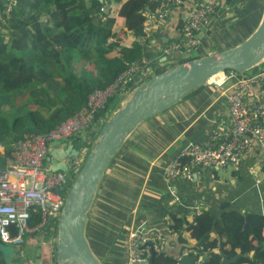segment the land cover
Listing matches in <instances>:
<instances>
[{
  "label": "trees",
  "instance_id": "1",
  "mask_svg": "<svg viewBox=\"0 0 264 264\" xmlns=\"http://www.w3.org/2000/svg\"><path fill=\"white\" fill-rule=\"evenodd\" d=\"M231 1L226 0V5ZM121 3L111 10L100 0H16L6 15L8 3L0 0V165L14 159L16 141L55 129L79 112L91 93L113 83L132 63L151 66L148 44L142 45L138 39L145 35L147 14H154L159 3ZM159 59L153 58V62ZM141 70L123 86L120 95L94 115L98 132L77 138L75 148L86 151L88 144L83 138L100 133L109 114L136 84ZM257 70L254 68L249 76ZM137 130L112 162L90 214L88 239L104 264L124 261L120 255L126 227L132 222L130 214L136 204L138 184L134 174L122 175L116 167ZM166 215L163 220L169 222L170 231L178 235L181 244L203 247V253L210 258L207 264H222L225 258L235 259L239 254L231 264H264L261 213L228 209L218 217L208 211L191 217ZM40 221L36 215L30 225L36 227ZM45 230L56 231L57 223ZM174 261L169 254H156L154 264Z\"/></svg>",
  "mask_w": 264,
  "mask_h": 264
},
{
  "label": "crops",
  "instance_id": "2",
  "mask_svg": "<svg viewBox=\"0 0 264 264\" xmlns=\"http://www.w3.org/2000/svg\"><path fill=\"white\" fill-rule=\"evenodd\" d=\"M100 1L106 2L108 8L112 10L116 4L119 8L121 2L127 0ZM219 2L220 7L218 6L216 15L197 51L188 57L189 60L229 49H219L215 45L226 42V38L231 40L242 31L246 32L242 35L246 40L260 23L264 0H232L227 5L226 0ZM193 6L194 0H185L183 6L170 10L168 23L159 24V32L169 24L173 26L168 43L179 36V24L184 14ZM121 23L122 20L119 18L118 24ZM152 31L153 27L151 35ZM147 44L151 57L149 63L154 71L152 73L143 68L141 73H138L136 84L126 94L152 74L171 68L185 59L165 60L153 39ZM153 58H160L159 62H153ZM143 70L146 71L142 72ZM252 91L253 95L246 99L248 104L256 99L264 100V92L260 91L257 82L252 84ZM233 92V81H227L221 87L205 85L170 110L142 124L131 138L123 154L126 157H122L116 168L122 175L134 174L135 183L138 184L136 204L130 214L132 219L136 220L135 226L164 228L163 219L167 217L166 214L171 213L191 217L195 213L208 211L218 217L228 209H234L244 214L259 212L264 215V155L260 152L258 144L253 145L245 154L237 169L193 167L189 179L175 182L179 197L176 203L173 202V194L169 191L168 182L164 178L165 166L174 160L181 150L192 144L212 146L216 127L221 126L222 129L229 127L230 111L227 101ZM98 130L99 127L94 124L90 132ZM76 139L54 144L50 152L58 145L63 148L75 146ZM126 230L129 231V227H126ZM127 231L120 255L124 259L123 264L127 258ZM197 232L202 234L200 229H197ZM176 239H179L177 234L166 237V247L171 252L177 249ZM55 245L56 231L45 229L29 235L26 242L20 246L0 242V264H49L52 255L55 257Z\"/></svg>",
  "mask_w": 264,
  "mask_h": 264
},
{
  "label": "built area",
  "instance_id": "3",
  "mask_svg": "<svg viewBox=\"0 0 264 264\" xmlns=\"http://www.w3.org/2000/svg\"><path fill=\"white\" fill-rule=\"evenodd\" d=\"M6 1L8 5L5 4L7 7L5 14L8 15L12 4L16 5V0ZM148 1L159 3V7L154 14H147L145 35L138 39L141 44L151 41L154 20L163 25L168 19L170 10L183 6L185 2V0ZM219 4V0H194V6L184 14L179 36L161 49L162 55L182 59L195 54L216 15ZM142 68H144L142 64L132 63L113 83L91 93L86 105L55 129L43 134L30 135L13 144L14 159L5 166L0 165L1 243L20 246L26 242L29 235L46 229V226L52 223L58 225L67 193L84 164L85 151L80 150L79 156L67 161L66 172H51L48 158L52 146L82 138L85 133L90 132L95 124L94 115L104 110L112 98L120 95L123 86ZM227 81H233L234 89L227 101L230 111L229 127L222 129L221 126H217L212 146L192 144L181 150L163 170L174 203L179 200L175 182L189 179L193 167L237 169L245 154L255 144L259 145L260 152L264 155L262 126L264 100L256 99L250 104L246 101L253 95L254 82H257L260 91L264 92V65L251 76L227 71L222 74L218 82L211 79L209 84L221 87ZM2 151L3 147L0 145V154ZM36 215L40 216L41 221L38 226L32 227L30 223ZM135 221L132 219L127 234L126 264H151L153 250L158 256H168L166 237L170 234L176 235L170 231L169 222H165L164 228H147L135 226ZM149 240L152 242V247L146 246ZM183 256L195 257L196 264H201L204 256L207 255L203 253L202 246H184L180 257L174 259V264H179L178 259ZM54 258L52 255L49 264H58Z\"/></svg>",
  "mask_w": 264,
  "mask_h": 264
},
{
  "label": "water",
  "instance_id": "4",
  "mask_svg": "<svg viewBox=\"0 0 264 264\" xmlns=\"http://www.w3.org/2000/svg\"><path fill=\"white\" fill-rule=\"evenodd\" d=\"M173 26L168 25L159 32V23L153 21L154 43L162 49L172 35ZM173 60L172 57H164ZM264 65V11L254 32L240 45L209 56L186 60L156 73L134 89L129 100L120 106L103 125L98 141L85 158L84 164L67 193L64 209L56 230V259L58 264H104L93 250L87 231L90 214L97 200L100 188L108 170L130 136L145 122L170 110L189 97L197 89L208 85L211 79L227 71L240 75L250 74L254 68ZM80 150L70 145L56 146L49 154L51 172H66L67 161L79 156ZM61 192V191H59ZM175 252L167 249L173 259L180 257L185 246L176 239ZM152 247L149 240L146 246ZM156 253L152 251L151 264ZM235 259L225 258L222 264ZM179 264H196V258L183 256ZM204 256L201 264H207Z\"/></svg>",
  "mask_w": 264,
  "mask_h": 264
},
{
  "label": "rangeland",
  "instance_id": "5",
  "mask_svg": "<svg viewBox=\"0 0 264 264\" xmlns=\"http://www.w3.org/2000/svg\"><path fill=\"white\" fill-rule=\"evenodd\" d=\"M254 32V31H253ZM252 32V33H253ZM244 33H246L245 31H242V32H240L238 35H235V36H233L232 38H231V40L229 39V38H226L227 39V41L226 42H223V43H219V44H216L215 46H217V48H219V49H227V48H229V49H231V48H234V47H236V46H238V45H240L241 43H243L245 40H244V37L242 36ZM251 33V34H252ZM250 34V35H251ZM243 37V38H242ZM249 38V37H248ZM244 40V41H243ZM243 41V42H242ZM142 45H146L145 43H143ZM228 50V49H227ZM223 51H225V50H223ZM185 60H189V58L187 57V58H185L183 61H185ZM147 70H150L152 73H153V71H154V68L151 66V68H147ZM154 74H152L151 76H153ZM134 90H131L129 93H127L126 95H124L123 96V98L121 99V101H119V103H118V107L115 109V111L120 107V106H122V105H124L128 100H129V98L131 97V95H132V92H133ZM115 111H113L111 114H109V116L111 117V115L115 112ZM90 133V132H89ZM98 137H99V134H96L94 137H92V136H90V137H88V138H83V140H84V142L85 143H87L88 144V146H87V148H85L86 149V151H85V154H84V157L86 158V154L87 153H90L92 150H93V148H94V146H95V144H96V142L98 141ZM88 151V152H87ZM88 156V155H87ZM55 257H56V253H55Z\"/></svg>",
  "mask_w": 264,
  "mask_h": 264
},
{
  "label": "bare ground",
  "instance_id": "6",
  "mask_svg": "<svg viewBox=\"0 0 264 264\" xmlns=\"http://www.w3.org/2000/svg\"><path fill=\"white\" fill-rule=\"evenodd\" d=\"M221 78H222V74L214 77L213 79H214V81H217L218 82Z\"/></svg>",
  "mask_w": 264,
  "mask_h": 264
},
{
  "label": "flooded vegetation",
  "instance_id": "7",
  "mask_svg": "<svg viewBox=\"0 0 264 264\" xmlns=\"http://www.w3.org/2000/svg\"><path fill=\"white\" fill-rule=\"evenodd\" d=\"M166 258H168V257H166ZM171 261H172V259H170ZM234 263V262H233ZM231 264V263H230Z\"/></svg>",
  "mask_w": 264,
  "mask_h": 264
}]
</instances>
